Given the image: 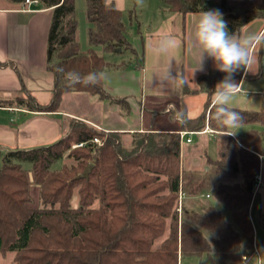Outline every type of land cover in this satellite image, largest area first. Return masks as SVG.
<instances>
[{
    "label": "trees",
    "instance_id": "1",
    "mask_svg": "<svg viewBox=\"0 0 264 264\" xmlns=\"http://www.w3.org/2000/svg\"><path fill=\"white\" fill-rule=\"evenodd\" d=\"M39 1L45 8H53L47 47L48 67L55 75L53 100L41 104L23 88V94L15 98H0V106L53 112L66 92L92 93L99 86L106 96L100 82L86 86L69 84L66 79L69 72L83 77L102 73L112 65L92 49L81 51L74 0ZM162 2L182 14L219 9L232 33L239 34L254 20L264 21V0H216L215 6L210 0ZM87 15L93 25L91 45H101L107 52L129 49L136 53L127 38L123 11L114 3L87 0ZM224 75L209 70L199 75L194 89L185 84L183 91L211 95L214 82ZM209 106L211 100L194 118L184 114L188 120L184 126L189 130L202 131L208 122L211 128L222 131V156L208 157L210 169L202 177L182 166L181 136L176 132L137 135L135 149L128 151L122 147L120 134L82 122L49 146L0 154V252H14L16 264H179L180 258L204 254L209 264H243V255L254 251L250 208L264 132L249 130L244 145L227 143L225 130L211 119L212 107L207 116ZM233 109L242 117L240 124L264 127V105L259 111ZM82 142L84 146L74 147ZM65 156L80 165L55 169V163ZM85 160L90 161L85 164ZM89 163L93 168L88 178H78L81 169L71 173ZM29 170L41 188L39 207L31 205ZM240 175L242 184L230 182ZM181 183L191 196H202L209 192L206 187L212 186L217 205L191 213L183 202L180 218L177 201ZM78 186L79 205L73 207V192ZM164 189L168 193H163Z\"/></svg>",
    "mask_w": 264,
    "mask_h": 264
},
{
    "label": "crops",
    "instance_id": "2",
    "mask_svg": "<svg viewBox=\"0 0 264 264\" xmlns=\"http://www.w3.org/2000/svg\"><path fill=\"white\" fill-rule=\"evenodd\" d=\"M107 2L116 4V7L122 10L123 6L119 3L124 4L125 0ZM159 2V8L163 9L162 0ZM198 13L182 14L169 9L160 23H156L146 33L140 35L139 44H133L136 54L140 55L134 63L126 67L124 61L109 60L112 65L102 72L104 78L100 80L106 94L104 98L88 92H66L61 99V108L53 112L33 111L19 106H0L2 111L11 115V120L12 117L17 120L15 128L5 130L0 127V152L5 154L18 149H32L61 140L70 131V118H75L84 120L100 130L116 132L124 141L134 140L137 135L143 133L187 131L186 138H191V141L185 140L181 145V163L184 169L196 173L198 169L195 167V160L190 158L193 137L209 134L217 143V157L213 159H220L222 131L211 128L207 122L205 129L196 133L171 119L177 110H182L190 118L199 116L205 111L211 95L205 91L184 93V86L174 90L171 85L161 83L159 79L169 61L175 70L184 72L188 77L186 84L193 89L197 86L200 74L216 70L212 59L207 58L203 71L196 70L193 76L191 75L199 66L200 59L199 48L193 38ZM52 17L53 8H45L41 4L24 7L20 3L0 0V98L19 96L23 94L25 88L41 104H49L53 100L55 75L47 63L48 35ZM263 34L264 21L260 19L245 25L239 33L241 37L250 35L262 37ZM164 37H170L174 41V47L166 54H158L155 48ZM257 48L254 46L253 49L256 53ZM258 56L257 54V58ZM255 70L254 65L253 71ZM262 74L263 70L260 67L255 74L245 72L243 69L234 74L233 79L240 84V88L232 100L231 108L249 111L262 109L264 105L262 98L246 94L249 82L255 81V78ZM221 80L214 82V89ZM69 100L76 106L66 108L65 102ZM78 102L80 103L76 104ZM211 107L212 105L207 110V116ZM247 126L250 130L264 132V127L260 125ZM234 130L230 129L233 132ZM232 140L240 144L242 141L236 133L234 136L226 137L227 143ZM261 153H264V149ZM204 155L207 157L204 170L208 171L210 167L207 162L211 156L207 150ZM259 174L261 182L254 192L250 208V219L254 226L259 254L251 255L243 264H264V162L260 163ZM204 194L186 195L185 207L189 205L191 208H197L196 203ZM208 194H211L210 191ZM183 262L184 258H180L179 264Z\"/></svg>",
    "mask_w": 264,
    "mask_h": 264
},
{
    "label": "rangeland",
    "instance_id": "3",
    "mask_svg": "<svg viewBox=\"0 0 264 264\" xmlns=\"http://www.w3.org/2000/svg\"><path fill=\"white\" fill-rule=\"evenodd\" d=\"M75 6H76V19L78 22V33H77V40L80 43L81 46V51L83 53H88L90 49L95 51L97 54L104 56V58L109 61V60H118L119 62L124 61L125 66H130L131 63H134L135 60H137V57H140V55L133 53L129 49H123L121 52H107L104 51L103 46L101 45H91L89 42V32L92 28V23L88 19L87 15V0H74ZM117 2H120V0H117ZM163 3V2H162ZM161 6L164 5L163 9H160V2L159 0H125V3H119L121 6H123V21L124 24L127 28V38L129 42L133 44H139L140 35L146 33V31L156 23H160L162 18L166 16L168 13L169 9L165 4H162ZM210 4L212 6L216 5V0H210ZM116 5V4H115ZM168 9V10H167ZM140 47V46H139ZM141 49V47H140ZM257 54L258 56V61H259V67L262 68L263 74L255 78V81L249 82L247 88H246V94L250 96H256L258 98H262L264 102V46H259L257 48ZM113 60V61H114ZM251 77H254L256 75H249ZM246 87V86H245ZM99 86H97V90L90 93L91 95L98 96L100 98H103L105 95L99 92ZM21 95V94H19ZM2 97V96H1ZM17 96H13L10 98H15ZM5 99V98H3ZM80 102L76 103L79 104ZM61 106V105H60ZM76 105H74V102L69 100L65 102V107L66 108H72ZM85 106V104L83 105ZM61 108V107H59ZM13 120H11V115L5 111H2L0 109V127L5 128V130L9 128H15L17 124V120L12 117ZM86 123L89 126H92L91 124L87 123L84 120L81 119H75V118H70V132H73L74 126L79 123ZM93 128L100 130L96 126H92ZM250 130V127L247 125H240L238 128H235L234 132H236L237 136L242 139L241 144L237 142L236 140H232L231 143H236L238 145H244V139L247 136L248 131ZM101 131V130H100ZM264 131V128H263ZM140 138V137H139ZM136 137L134 140L130 141H124L123 137L120 135L122 147L125 150L132 151L135 149V143L139 139ZM159 139V138H157ZM60 140V139H59ZM57 140V141H59ZM55 141V142H57ZM193 144L192 145V150H190V158L191 160H195V167L198 169L197 175L198 177H202L203 175H207L204 170V167L206 166V160L207 157L204 155L205 151L207 150V153L212 157L216 158L217 157V143L216 140L210 136L209 134H206L202 137L195 135L193 137ZM53 142V143H55ZM52 143L43 145V146H49ZM198 145V147H196ZM42 147V146H41ZM76 147V146H74ZM22 150V149H18ZM263 152V150L261 151ZM1 155H4V153H0ZM90 160H85V164L89 162ZM193 163V164H194ZM2 161L0 162V166H2ZM90 164V163H89ZM79 162L70 157H64L63 160H59L55 163V169L57 170H62L64 168H72V166H79ZM28 166V165H25ZM86 167V165H85ZM85 167L78 168L76 170H73L71 173L74 174L78 171L81 172L84 171ZM28 168V167H27ZM30 169V168H29ZM71 174V175H72ZM213 173H209V175L212 176ZM29 179H30V196H31V205L34 207H39L41 206V188L40 186L34 181L32 171L29 170ZM243 176L240 175L237 179L231 180L230 182H235V183H243ZM79 189L80 186L76 187L73 192V197H72V206L77 207L79 205ZM206 190H209L210 193L213 190L212 186H207ZM163 193H168L167 189L163 190ZM207 195V196H205ZM178 203V201H177ZM184 205V204H183ZM211 205H217V200L214 198L213 194H204L203 198L199 199L196 203L197 208H191L189 205H187L185 208L186 210H189L191 213L195 212H203L207 207ZM195 206V204H194ZM184 208V206H183ZM180 214V218L182 216V213ZM253 253V252H252ZM252 255V254H251ZM15 256L16 254L14 252H8V253H1L0 252V264H16L15 262ZM209 264L208 262V256L206 254L202 256H191V257H185L183 264Z\"/></svg>",
    "mask_w": 264,
    "mask_h": 264
},
{
    "label": "clouds",
    "instance_id": "4",
    "mask_svg": "<svg viewBox=\"0 0 264 264\" xmlns=\"http://www.w3.org/2000/svg\"><path fill=\"white\" fill-rule=\"evenodd\" d=\"M197 15L193 38L199 48L200 59L199 66L191 75L193 76L196 70L203 71L204 61L207 58L212 59L216 70L225 73L224 78L216 84L211 93V119L219 128L225 130L223 135L234 136L236 132L230 129L238 128L242 117L230 107L240 88V84L236 83L233 77L241 69L255 74L259 68V61L253 49L254 46H264V37L259 35L241 37L237 32H229L227 22L219 9L201 11ZM172 47L174 41L170 37H164L158 42L155 51L158 54H166ZM254 65L255 71H253ZM103 78V73L96 72L88 73L83 77L74 72L66 74L69 84L81 83L86 86L96 85ZM159 79L161 83L171 85L174 90H179L188 82L184 72L175 70L171 61L164 67ZM171 119L180 124L188 123L182 110L174 112Z\"/></svg>",
    "mask_w": 264,
    "mask_h": 264
},
{
    "label": "built area",
    "instance_id": "5",
    "mask_svg": "<svg viewBox=\"0 0 264 264\" xmlns=\"http://www.w3.org/2000/svg\"><path fill=\"white\" fill-rule=\"evenodd\" d=\"M33 4H40V1L39 0H25L24 7L31 6ZM195 132L196 133H200L202 131H195ZM187 134H188L187 131H181L180 132L181 145H182V143L185 140L187 142H190L191 141V138H186V135ZM94 141L95 142H98V143L100 142V140L98 138H95ZM84 145H85V142H82V143L76 144L75 146L76 147H80V146H84ZM258 156H259V159H260V163L264 162V153H258ZM260 182H261V175L260 174H257L256 175V186H255V190L259 187ZM185 197H186V192L184 191V189L182 187V183H181V187H180V191H179V197H178V208H177L179 213H182V211H183V202H184ZM253 254H255V255L259 254V249H258V245H257L256 239H254V251H253L252 255ZM250 256L251 255H243V262L247 261L250 258Z\"/></svg>",
    "mask_w": 264,
    "mask_h": 264
},
{
    "label": "water",
    "instance_id": "6",
    "mask_svg": "<svg viewBox=\"0 0 264 264\" xmlns=\"http://www.w3.org/2000/svg\"><path fill=\"white\" fill-rule=\"evenodd\" d=\"M92 168H93V164L90 163V164L85 168V170H84L81 174L78 175V178H88V177H89V174H90V172H91V170H92Z\"/></svg>",
    "mask_w": 264,
    "mask_h": 264
}]
</instances>
